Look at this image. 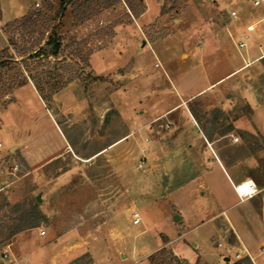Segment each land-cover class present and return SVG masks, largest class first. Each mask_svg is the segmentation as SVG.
<instances>
[{
    "label": "rangeland",
    "instance_id": "374dc122",
    "mask_svg": "<svg viewBox=\"0 0 264 264\" xmlns=\"http://www.w3.org/2000/svg\"><path fill=\"white\" fill-rule=\"evenodd\" d=\"M50 1L54 10L61 2ZM109 1L111 4L91 0L90 18L83 22L75 19L74 5L69 4L60 29L64 37L61 58L71 59L77 67L74 63L78 60L77 52L80 49L84 53L91 52L89 65H82L83 74L73 82L86 88L85 93L93 99L92 103L85 111L74 114L56 97L58 92L52 95L49 87L44 90L46 104L62 123L72 150L36 167L11 154L0 161V264H152L151 255L163 247L167 250L164 257L167 261L172 259V253L176 255L172 238L177 241L179 237L182 239L175 246L189 256L193 241L200 243L201 253L208 258L220 249L211 222L195 227L206 221L208 215L196 210L187 193L172 195L184 181L179 165L172 171V163L177 161L172 158V140H184V122L179 121L182 109L172 112L169 62L174 58L179 70H189V66L190 76L203 78L205 83L232 68L249 64L233 82L222 83L193 97L183 107L184 114L191 111L204 126L214 131L216 138H221L233 127V119L252 114L250 94H256L258 101L264 99V30L256 33L249 46L241 51L229 34L231 31L239 35L242 28H238V24L242 18L247 24L252 14L262 16L264 11L252 8L245 0ZM36 4L43 8V14L49 16L54 12L45 7L43 0ZM32 8L39 7L34 4ZM232 8L239 9L242 14L239 19L230 18ZM100 20L104 23L96 29L89 27ZM8 22L0 24V55L10 53L18 64L13 63L17 66L15 70L0 67V111L14 100L10 76L24 69L23 64L26 66L29 62L26 59L30 54L28 48L47 30L44 26L40 33L24 35L8 26ZM127 37L135 38V48H128L123 58L117 54H123L120 48L108 50L110 53L101 52L94 56V66L100 71L116 70L115 66L121 62L117 74L134 67L137 53L144 50L141 58L147 69L134 68L131 77L118 80L110 75L96 77L92 55ZM143 40L146 44L161 41L155 46L160 50L158 57L150 47L143 45ZM172 47L176 52H172ZM204 50L209 51L211 59L186 64L193 56L203 59ZM191 51L193 53H189ZM34 66L35 61H31L30 67ZM127 82L144 90L139 95L141 105L134 112L126 108L124 113L107 107L113 93ZM90 83L93 86H89ZM28 104L32 114L39 117L38 126L46 127L47 121L40 119L43 110L38 100L29 97ZM15 114L11 110L4 114V119L16 132L22 133L32 123ZM134 114L137 118L140 114L144 116L131 120ZM261 115L264 121V108ZM173 122L177 124L174 128ZM1 123L0 117V127ZM234 136H238L239 141H234ZM8 141L9 136L0 131V150L6 149ZM218 141L264 152V137L259 132L236 129ZM30 200L40 204L46 218L38 226L23 229L9 238L18 222L15 218L20 208L18 204L28 207ZM135 209L142 215L138 225L132 217ZM183 239L190 245L183 244ZM26 253L32 254L34 259L20 260ZM37 259H41L40 263ZM239 262L247 264V261ZM195 264L208 263L199 259Z\"/></svg>",
    "mask_w": 264,
    "mask_h": 264
},
{
    "label": "crops",
    "instance_id": "0c3cea01",
    "mask_svg": "<svg viewBox=\"0 0 264 264\" xmlns=\"http://www.w3.org/2000/svg\"><path fill=\"white\" fill-rule=\"evenodd\" d=\"M39 1L0 0V24L24 15L32 5ZM245 22L242 18L238 24V28L243 29ZM211 37L214 39L213 36ZM160 42H149L146 44V41L143 40V45L146 44L145 47H150L158 57L160 50L155 46ZM118 44L119 46H117ZM118 44L114 43L110 48L92 55L91 62L95 75L104 77L110 75L111 78L118 80L131 77L134 68L147 69L141 58L144 51L142 50L139 51L140 53H137L135 66L128 68L126 71L115 73L117 69L120 70V66L118 65L121 62L115 66L116 70H98L93 63L95 55L112 48H116V51H118L120 48L123 54L119 52L117 54L118 57L123 58L124 52H127L128 48H135V38L127 37L125 41H118ZM172 48L174 49V47ZM172 52L174 53L176 50L174 49ZM208 52H204L206 54L202 57L203 59L197 60L193 56L186 64L190 61L192 63H205V60L211 59ZM107 53L110 52L108 51ZM189 53H193V51ZM262 54L264 55V50ZM177 63L173 58L169 62L168 69L170 81L172 80L171 106L172 112L182 109L179 113V121L183 120L184 122V140L180 142L172 140V158L177 159L175 163H172V171L175 169V165H179L178 171L183 174L184 181L183 184L172 191V195L174 196L180 192L187 193L196 210L208 215L206 221H202L195 225V227H199L205 222H211L214 226L215 238L222 242V245H218L220 249L216 250V255L212 258H208L201 253L198 241H193L192 243L193 250L191 251V256L188 253L179 251L175 244L176 242H180L179 239H182V237H179L177 241L172 238V249L176 255L183 257L191 264H195L199 259L208 264H238L240 263L239 261H243L246 258H251L254 264L264 263V152L251 151L249 148L246 149L244 147L241 148L236 143H219L220 141H218L223 137L230 136L236 129L248 133L259 132L264 137V121L261 115L264 108V99L258 101L256 94H250L248 101L253 110L252 114L233 119V127L225 131L220 136L221 138H216L213 135L214 131L204 126L200 119L191 111L189 114H184L183 110L184 105L187 106V102L193 97L203 95L222 83L232 81L249 64H242L232 68L212 81L205 83L203 78H193V75L190 76L189 66H187L189 70L186 68L179 70L176 65ZM88 85L93 86L92 83ZM85 89L79 83L72 82L64 89L58 91L56 97L64 106H67L74 114H77L85 111L86 107H89V104L93 101L90 95L85 93ZM143 91L138 85L127 82V85H124L117 92L113 93V98L106 105L110 108L115 107L123 113L126 108L134 112V109L141 105L139 95ZM12 95L14 100L0 111L2 119L0 131L9 136L6 149L0 150V161L11 154L22 157L29 166L36 167L72 150L71 143L62 123L58 120L56 113H53L46 104L33 82L30 81L17 87L14 89ZM127 96L129 97L128 99ZM29 97L37 99L41 104L43 113L40 119L47 121L46 127L38 126L39 117L32 114V110L28 104ZM11 110L15 111L17 117L29 121L30 124L32 123L31 125L34 124L35 126H27L22 133L18 130L16 132L14 127L8 125L4 119V114L9 113ZM140 112H143L142 109ZM137 116L136 114L131 115V120H140L144 115L140 114L139 118ZM172 125V128H174L177 124L173 122ZM1 146L2 144L0 143ZM235 150L238 151L234 152ZM245 181L254 182L257 192L254 194H239L237 185ZM183 240L185 242L183 244L190 245L187 240ZM160 247L162 245L153 249L152 252ZM239 251L243 252L244 257L237 259L235 254ZM232 254L234 255L233 257ZM32 257V254L26 253L20 260L29 259L32 261ZM226 257L230 259L226 260ZM36 261L40 263L41 259H37Z\"/></svg>",
    "mask_w": 264,
    "mask_h": 264
},
{
    "label": "trees",
    "instance_id": "16d2710c",
    "mask_svg": "<svg viewBox=\"0 0 264 264\" xmlns=\"http://www.w3.org/2000/svg\"><path fill=\"white\" fill-rule=\"evenodd\" d=\"M105 1H107V4H111L109 0ZM43 3L48 10L54 12H51L49 16L43 14V8H40L38 4H35L39 8L33 9L32 7L34 5H32L27 13L13 19V21H9L8 26H12L24 35L40 33L42 32L40 31V28L47 26L46 32H42L41 39L37 42H32L31 47L28 48L30 54L26 59L29 62L26 63V66L23 64L24 69H22L21 72L10 76L12 90L31 81L46 102L47 98L44 95L46 87H49L52 95L55 94L83 74L85 67L82 65H89L90 63L91 52L84 53L83 49H80L79 51L77 50L78 60H76L77 62H74L77 67H74L71 59L60 57L64 40L60 29L63 25L62 18L65 16L69 4L74 5V17L80 22L86 21L90 18L91 14L89 10L92 8V4L91 0H61L59 7L54 10V6L50 0H43ZM56 20L57 22H54ZM13 43L14 42L11 44ZM31 61H35L36 67H30ZM13 63L18 64V60L14 55L10 53L6 56L0 55V67H7L8 70H15L17 69V66L13 65ZM89 77L92 78L91 75ZM96 77L100 78L99 76ZM18 205L20 208L17 210L18 216L15 217L18 222L15 224L14 228L11 229L8 236L9 238L13 237L23 229L38 226L39 223L43 222L46 218L44 212L40 208V204L35 200H30L28 207L20 203ZM166 253L167 250L164 247L155 251L151 255V263L189 264L187 261L179 258L173 253L172 259L167 261L164 257ZM243 261H247V264H252L250 258H246Z\"/></svg>",
    "mask_w": 264,
    "mask_h": 264
},
{
    "label": "built area",
    "instance_id": "2783aa9c",
    "mask_svg": "<svg viewBox=\"0 0 264 264\" xmlns=\"http://www.w3.org/2000/svg\"><path fill=\"white\" fill-rule=\"evenodd\" d=\"M245 1L249 3L252 8L262 9L264 11V0H245ZM229 16L232 19H238L240 17L239 9L232 8L231 11L229 12ZM103 23H104V20H100L98 24L91 23L89 27L91 29H96L99 25H102ZM263 30H264V13L262 16L259 15L258 13L256 14L254 13L252 14V20H250L247 24L244 25L239 35H235L231 31L229 32V34L231 38L233 39L234 44L237 47V49L241 51L242 49H245L249 46L250 41L253 39L256 33L260 34ZM98 43L101 44L102 41L98 40ZM261 57H263V55ZM238 140H239V137L234 136V141H238ZM143 150L145 151V148H143ZM14 168L17 169L18 164H16ZM242 184H244V182ZM248 186H249V190H246L245 192L240 191L238 187H237V191L239 192V194H244V193L254 194L257 192L256 184L254 182L249 181ZM132 217H133L134 224L138 225L142 222V215L139 210L135 209L132 213ZM42 233H45V231H42ZM218 245L219 246L222 245V242L219 241ZM235 256L237 257V259H240L244 257V254L243 252L239 251L235 254Z\"/></svg>",
    "mask_w": 264,
    "mask_h": 264
},
{
    "label": "bare ground",
    "instance_id": "6f19581e",
    "mask_svg": "<svg viewBox=\"0 0 264 264\" xmlns=\"http://www.w3.org/2000/svg\"><path fill=\"white\" fill-rule=\"evenodd\" d=\"M243 183V182H242ZM238 184L237 187L239 188L240 191L245 192L246 190H249V181L248 182H244V184Z\"/></svg>",
    "mask_w": 264,
    "mask_h": 264
},
{
    "label": "water",
    "instance_id": "95a60500",
    "mask_svg": "<svg viewBox=\"0 0 264 264\" xmlns=\"http://www.w3.org/2000/svg\"><path fill=\"white\" fill-rule=\"evenodd\" d=\"M230 258L229 257H226V260H229Z\"/></svg>",
    "mask_w": 264,
    "mask_h": 264
}]
</instances>
